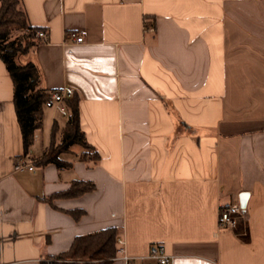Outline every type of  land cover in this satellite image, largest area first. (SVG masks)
<instances>
[{
    "label": "crops",
    "instance_id": "1",
    "mask_svg": "<svg viewBox=\"0 0 264 264\" xmlns=\"http://www.w3.org/2000/svg\"><path fill=\"white\" fill-rule=\"evenodd\" d=\"M21 3L49 33L24 62L38 64L42 89L75 90L101 159L83 162L75 146L61 155L70 167L39 163L68 121L51 103L24 156L0 59V264H41L109 227L132 264H151L139 257L152 244L173 264H264V0ZM76 180L95 187L61 196ZM243 192L245 217L220 229L221 206Z\"/></svg>",
    "mask_w": 264,
    "mask_h": 264
},
{
    "label": "trees",
    "instance_id": "2",
    "mask_svg": "<svg viewBox=\"0 0 264 264\" xmlns=\"http://www.w3.org/2000/svg\"><path fill=\"white\" fill-rule=\"evenodd\" d=\"M154 25L152 18H146L145 26ZM38 28L33 27L21 0H0V59L6 64L13 82V104L23 136L24 156L29 154L35 141V131L42 127L43 110L51 102L50 92L42 89V75L37 63L26 61L25 57L40 45ZM24 58V59H23ZM69 116L61 134L59 144L53 142L47 154L39 162L41 165L55 164L57 167H70L71 164L61 158L62 154L72 153V147H81L79 159L83 162L99 163L98 150L88 143L86 133L82 131L79 99L74 97L66 102ZM93 182L76 180L61 196L75 198L90 193ZM51 202V199H48ZM77 220L84 212L69 211ZM120 229L109 227L89 235H79L70 250L64 254L42 261L41 264H113L118 255L117 239Z\"/></svg>",
    "mask_w": 264,
    "mask_h": 264
},
{
    "label": "built area",
    "instance_id": "3",
    "mask_svg": "<svg viewBox=\"0 0 264 264\" xmlns=\"http://www.w3.org/2000/svg\"><path fill=\"white\" fill-rule=\"evenodd\" d=\"M153 30V28H148ZM40 44L49 42V33L45 29L38 30L37 32ZM72 37L76 43H83L84 38L77 34L72 33ZM75 95V90L70 87H63L57 91H51V104L56 106L59 114L67 118L69 116V110L66 102L72 99ZM17 169H27L31 172L35 170L34 165H26L22 162H18ZM245 209L242 208L241 201L236 199L231 203H226L221 206L219 210V227L220 229H234L239 219L244 218ZM125 239L121 236L117 239L118 257L115 260L125 261L126 264H132L133 258L127 255L125 247ZM142 261H149L151 264H173V257L166 252L165 247L162 244H152L149 255L145 257H139Z\"/></svg>",
    "mask_w": 264,
    "mask_h": 264
},
{
    "label": "water",
    "instance_id": "4",
    "mask_svg": "<svg viewBox=\"0 0 264 264\" xmlns=\"http://www.w3.org/2000/svg\"><path fill=\"white\" fill-rule=\"evenodd\" d=\"M248 199H249V194L248 193L243 192V193L240 194L239 200L241 201L243 209H246L248 201H249Z\"/></svg>",
    "mask_w": 264,
    "mask_h": 264
},
{
    "label": "rangeland",
    "instance_id": "5",
    "mask_svg": "<svg viewBox=\"0 0 264 264\" xmlns=\"http://www.w3.org/2000/svg\"><path fill=\"white\" fill-rule=\"evenodd\" d=\"M24 59V58H23Z\"/></svg>",
    "mask_w": 264,
    "mask_h": 264
}]
</instances>
